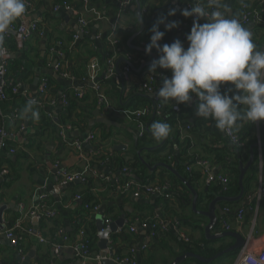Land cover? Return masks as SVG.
<instances>
[{
  "label": "crops",
  "instance_id": "crops-1",
  "mask_svg": "<svg viewBox=\"0 0 264 264\" xmlns=\"http://www.w3.org/2000/svg\"><path fill=\"white\" fill-rule=\"evenodd\" d=\"M32 1L36 6L31 12V17L33 20L42 23L46 32L40 35L35 34L23 44L17 43L18 48L14 51L9 50L11 52V58H17L23 62L21 76L13 77L15 73H9V83L11 85L19 86V91L17 93L21 92L24 99L29 98L33 100L47 93L40 94L39 85L38 87L34 85V79L37 76H39L41 80V78L47 74L56 78L63 89L75 86L82 90H88L93 87L90 79L84 78L78 80L70 75L72 68L78 66V64L82 62V58L76 53H73L72 58L68 60L66 51L59 45V39L63 40L65 44H70V38H73V36L80 31V25L78 22L80 17H85L89 20L90 25H88L86 32L82 35L83 37L80 36L75 45L78 44V47L82 44V40H86V42H90L92 47L102 54L110 49L111 52L116 54L117 58L125 59L126 61H124L130 68L124 72V84L126 90L129 91V89L133 88L135 85L139 86L143 79V75L149 67L141 66L143 63L151 60L152 57L149 55L139 59L131 55H126L128 53L127 49L131 48L127 44V41L131 36L126 42H122V30L135 34L140 28V24L136 18L137 8L134 6L136 2L135 0L130 1V3L126 4L123 8L120 7L119 0H70L74 9L65 10L61 8L57 11L53 10L55 0ZM188 1L189 0H140L141 5L144 4L146 9L151 10L154 8L158 13H164L166 11L167 14L171 9L177 10L179 4H181L179 9H181V11L184 10L185 4ZM241 1L242 0H236L232 2V0H225L230 6L232 16L237 19H239L243 13V7L239 6V2L241 3ZM248 1L253 2V0ZM167 6L168 8L166 10ZM262 6L264 7V2H262ZM126 8L129 9L125 10ZM175 15L162 17H167L166 22H170L174 20ZM113 29H115L114 36L119 41L116 45H112L108 41V36L113 32ZM176 35L180 36L181 34L178 33ZM142 43L147 42L142 41L141 44ZM84 44L86 43L84 42ZM47 54L49 56L48 64L45 63ZM131 59L134 60L131 61ZM56 60L57 63H61L62 61H65V63L57 69L54 66ZM55 75L61 77V80ZM167 77L170 78L171 74ZM162 82L163 79L158 80L156 92L161 87ZM10 92L11 91H9V93ZM11 93L17 94L13 92ZM91 94L94 96L92 91ZM193 101L194 97L189 103L191 104ZM89 102L91 103V100ZM50 104L54 109V113L57 114L61 112L67 104L66 96L63 93L62 98L58 101L53 100ZM18 106V101L16 102L15 100H12V98H8L5 102L3 101L1 103L3 115H0V126H5L8 130L14 133V137L10 141L14 143L13 147L17 152L20 147L24 146V144L32 141L33 134L36 132V127H34L33 124H30L31 114L23 120L24 130L17 127L16 122L13 121L11 116L12 112L14 113V111L16 112V110H18ZM98 108H100V116L110 119L115 124H104L105 126L103 125L96 128L95 126L99 123H95L91 126L93 122H96V118L99 117V115L94 113ZM19 112L21 113L20 109ZM262 121V127H256L258 136L257 143H264V120ZM94 129L95 133H93ZM138 132H140L138 127H134L130 117L121 112H114L111 116H108L106 112H102V108L99 105H95L92 114L87 117V125L81 124L80 128L65 133L71 140L74 138L85 140L88 135L93 134V140L88 141V144L86 145V154L90 155V159L96 156L98 152L102 154L106 152L110 153L103 161H97L98 165L95 166V173L97 175L95 173L93 175L109 176L114 182V180H119L118 178L121 174L129 175L131 178L133 175L136 176L135 173L128 172V174H126V171L123 169L120 171L114 170V164L110 157L113 156L114 158H117L118 156L126 155L127 151L135 146L137 141L134 140V136H137ZM102 133H105L107 137H109L107 139L103 138ZM41 144L42 150L27 151V158H20L17 152L15 154L6 152L7 156L12 159L13 163L5 162L4 166L8 169L9 173L3 175L1 172L0 174V264H84L81 250L77 246L81 241V236L79 233H76L79 224L78 220H76V213L85 207L84 197L80 200L76 197H72V193L76 189L75 185L79 186L77 190L80 192L90 188L89 191L98 199L101 208L98 212H93L97 227H99L100 224H104L105 226L106 219L116 222L117 219L125 216L124 226L122 228L117 226L110 235L108 249L113 250L115 254L113 256L109 254L108 258H111L114 261L117 258L116 254L118 250L127 254L133 247L137 250L136 254L140 259L143 246L153 245L156 240L151 237V227H143L136 223V232H131L129 230V225L135 218L145 217L146 214H150L151 212H154V214L160 219L162 218L165 220L167 217L166 226H168V230L179 239L181 237L178 231L187 236L189 235L190 238L206 239L204 226L208 223V219L204 216L198 215L193 210V198L191 197L189 187L179 178L184 183L185 186H183L182 182L177 179L178 177L174 173L173 174L177 178H171L170 173L172 172H169L166 168L159 166L156 167L154 171H150L146 168L147 178L145 180L152 178V183L162 182L168 179L169 181H172V187L170 189L171 198L167 200L170 201L172 210L177 212V215H174V217H170V215L167 214L165 200L158 199V195H143L140 198H133L130 194H120V191L119 193H115L107 189L99 179H94L93 182L90 181V183H87L86 185L80 182L59 189V186L62 185L57 179L60 173L63 170L74 172L80 170L79 168L86 170V161L80 159L77 151L71 146H64L61 144L58 137L55 138L54 136H50L49 138H43ZM119 144H124L128 148L124 150L114 149V145ZM173 145L174 148L177 149L178 143L174 142ZM194 146L192 147L190 154L198 153L200 156L204 155L203 148L197 146V144ZM217 147L228 149L230 153V162L233 158L236 159V162L239 160V164L240 161L246 163L249 160L250 151L248 155H241V159L237 158L238 153H240L238 151L240 147L233 144L228 138H226L225 143H221ZM144 154L145 153L143 152V156L141 157L144 158ZM254 154L255 161L246 174L247 176L255 174L253 177H249L251 180L248 182L251 191H254V193L246 196L244 195V198L241 199L242 201L236 203V209L244 208L245 210L241 221L243 220V222H245V219L251 216L250 221L245 227H243L242 224L238 223V220H235L233 226L236 229L234 231L239 232L245 238H249V236L251 237L250 244L254 246V251L258 254L264 248V146L258 144L254 148ZM167 160L171 161L172 159L167 158ZM145 161L150 163L148 160ZM174 163H178L179 165L183 164L180 160L179 162L174 161ZM187 164L188 162L184 164V167L186 168H184V170L182 168V170L189 174L190 171L187 169ZM151 166L153 167L154 164H151ZM204 168L205 171L196 165L192 168L193 174L199 175L201 177L200 179L194 180L193 178L192 180L185 176L190 185L199 195L208 194L210 187V183H208L207 180L208 174L228 173L225 166L220 162H217L214 158L209 159ZM133 178L135 179V177ZM216 184L220 183L214 182L212 185ZM261 189H263V192L260 194ZM41 197H44L53 208L55 207L54 209L57 208L56 210L59 211L60 221L64 225L65 233L69 237L68 242L63 240L66 246L57 254L54 252L55 244L51 242L56 223L53 222V220L48 219L38 224L39 221H36L27 215V211L32 207L34 202ZM66 198L67 201L64 202L63 200ZM136 203L141 204L142 208H137ZM145 204H150L153 208H145ZM226 206H229V204L225 206L222 204L223 210ZM110 208H118L120 211L119 215L116 217L115 214L112 213L109 215L104 214L106 210ZM196 208H199L198 202ZM105 215L109 217H106ZM221 216L222 214L218 213V219L221 218ZM18 223H20V228H18L16 232L20 239L19 244L14 246L10 239L7 238L6 231L11 229L12 226H16ZM180 224H182V226H180ZM36 227L37 229L40 228V232L45 238L43 242L40 241L35 234H30L28 232L29 228L37 230ZM123 228H126V231L122 232ZM222 228L224 227L222 226ZM220 231L227 230L224 228ZM220 231L213 228L212 233ZM56 236H59L62 242V236L59 231L56 233ZM128 236L130 237L129 239ZM167 238L168 237L163 238L165 239V242L171 241ZM232 239V241L235 242L233 237ZM169 244L171 246H176L172 241ZM154 253L160 256L157 264H167L172 262L176 256H179L178 249H175L173 252H169L166 249H160V251H155ZM160 258H162V260ZM89 262L95 264L94 261ZM230 263L231 261L226 262L225 264Z\"/></svg>",
  "mask_w": 264,
  "mask_h": 264
},
{
  "label": "trees",
  "instance_id": "trees-1",
  "mask_svg": "<svg viewBox=\"0 0 264 264\" xmlns=\"http://www.w3.org/2000/svg\"><path fill=\"white\" fill-rule=\"evenodd\" d=\"M32 2L31 10L33 11L35 8V4L32 0H29ZM120 2L122 0H119ZM132 1V0H131ZM236 0H232L234 2ZM239 1V0H238ZM119 2V3H120ZM203 4L208 8V0H202ZM62 4H69L71 5L70 0H55L54 5H62ZM179 4V3H178ZM181 4L178 5V9L176 11V15L174 16V20L179 22V26L177 28H173L171 30H166L165 26L163 24L159 25V30L164 31L165 35L159 41L161 45L164 43L171 44L175 40L179 39L185 46V48L188 46V42L185 39H182L181 35L182 33L187 35L190 33L191 27L193 22L190 21V17H184L181 15V9H179ZM239 6L243 7V13L242 16L239 18L242 19V17L247 13V11H250V22L248 23H242L245 27L249 28L252 32V38L253 42L257 45L258 48L264 49V7L262 6V3L259 2V0H253V2H249L248 0H242L241 3L239 2ZM123 8L124 6H120ZM142 7V18L145 24V28L143 33L136 39L133 40V44L136 46L143 47L141 42L145 41L148 44L150 43V37L153 34L150 29L152 28L153 24H155L158 21V18H161L162 16H167V12H156L154 8L146 9L144 7V4L141 5ZM168 6L166 7L167 10ZM129 8H126L127 10ZM185 9L186 4H185ZM18 20V19H17ZM187 22L188 24H184ZM201 23L205 22L204 20L200 21ZM39 27L41 30L46 32L44 30V27L42 23H39ZM179 27H181V30H178ZM118 30V29H117ZM116 30V34H117ZM123 31V32H122ZM123 33V39L122 42H126L130 36H132V32H128L125 30H122ZM180 33V36H177L176 34ZM62 43L63 49L66 51L68 60L72 58L73 53H76L78 56L82 58V62L78 64V66L73 67L70 71V75L75 77L76 79H84L88 78L89 75V65L90 62L94 59H97L100 65L98 76L96 77V82L101 85L102 93L104 94L106 101L109 105H113L119 110L122 111H135L142 108H146L148 110V113L143 116L136 117L135 115L132 116V124L134 127H140V124L144 125V131L139 134L138 132V139L135 143V146L127 151L126 155L118 156L117 158H114L113 156L110 157L112 163L114 164V170L120 171L121 169L126 171V174L129 173H135L136 176L139 179L145 180L147 178L146 175V165L142 162L141 156H143V152L145 153L144 159L150 161V163L153 165L164 162L170 165H173L177 168L179 173H181L183 176H186L187 178H191L193 180L200 179L201 177L199 175H195L192 172V168L196 165L199 166L202 170L205 171L204 166L200 165L198 162L200 160L208 162L209 159H215L217 162H220L222 165L225 166L228 173H225L229 176V181L227 185L224 184H216L212 185L213 183H210V187L208 190V194L211 197H214L215 195H222V196H229V197H235L240 194V185H239V160L236 162L233 158L231 162L229 161L230 153L228 149L223 147H217L221 143L226 142V138L229 139V136L225 132H221L215 128L214 121L211 120H205L203 118L195 116V110L197 107V104L199 103L198 99L193 95L194 101L190 104L182 103L180 104L179 110H174V105L176 104L173 102L165 103L161 99L156 98L155 95L148 93L146 90L140 88V86H134L133 88L129 89V91L125 88V77L124 72L125 70H129L128 64L124 60H120L119 58H115V71L112 75L109 76L108 74V60L112 56H116L114 52H111L110 49L106 50L104 54L99 52L98 50L94 49L90 42H86V40H82V44L77 47L78 44L72 45V42L74 41L71 37L70 44H65L63 40L59 39ZM84 42L86 44H84ZM0 47H6L7 50H16L18 48L17 43L12 39H6L4 42L0 43ZM52 47V46H51ZM50 47V48H51ZM72 48V49H70ZM146 48V47H143ZM72 50V51H70ZM74 51V52H73ZM126 55L134 56L135 58H143L144 56H149V54H146L144 51H139L133 48L127 49ZM153 53L157 54L159 57V54L157 53L156 49L153 48ZM121 57V56H120ZM49 56L47 54L45 63L48 64L49 62ZM158 59V58H157ZM134 59H131L133 61ZM60 65H63L65 61H62L61 63L58 62ZM23 65V62L17 58H11L9 65H8V74L6 76L7 81L9 82L10 77L9 73L14 72L15 75L13 77H19L21 76V67ZM148 67V66H147ZM157 71L160 72L164 77H167L171 74L170 70H164L157 68ZM144 76V75H143ZM45 77L48 79L47 81V93L43 96H39L35 100V104L33 105L34 109L39 112V120H34L32 117L30 119V124H33L34 127H36V132L33 134V139L27 144H24V146L20 147L18 149V156L20 158H27L28 153L27 151H36V150H42V142L43 138H49L50 136H54L55 138L58 137L59 142L63 144L64 146L68 145L67 141L63 140L62 131H65L68 133L70 131H73L76 128H80L81 124L87 125V117H89L92 114V111L94 109L95 105H98V95L95 91L94 86L91 89L83 90V96H79V90L80 88H77L75 86L62 88L59 81L54 78L52 75L47 74ZM10 90H8V98H12V100H15L16 102H19V108L12 112V119L14 122H16L17 127L20 129L23 126V120L24 118H21L20 111L24 108V106L31 100L29 98L24 99L22 93L12 94L9 93ZM94 93V96L91 94ZM223 91V87H222ZM61 93V94H60ZM64 95L66 96L67 104L64 106V109L59 113H54V109L51 107V101H58L60 98H62ZM91 100V103L89 102ZM5 102V101H4ZM159 104H161V114H157V111L159 109ZM94 105V106H91ZM104 108V106H103ZM102 108V112H104ZM115 111L108 110L106 111V114L108 116H111L112 113ZM160 121L169 124L170 126V133L168 137L160 142H157L151 135L150 132V125L153 122ZM104 124H97L95 127H101ZM257 125L261 128L263 125V121H259L257 124L256 122H248V121H242L238 122V126L235 128L234 132L237 135L239 141L243 144L238 151L240 155H248L250 149L258 142V136H257ZM105 126V125H104ZM94 127V128H95ZM95 129L93 130V133ZM103 138H108L105 133H102ZM104 139V140H106ZM63 143H62V142ZM174 142L178 143L177 149L174 148ZM197 144V146L203 148L204 155L200 156L198 153L190 154L192 147ZM10 147L14 146V143L12 141L9 142ZM195 147V146H194ZM225 147V146H224ZM153 148V149H150ZM255 148V147H254ZM142 150L141 155H139L138 151ZM7 151L3 152L2 159L3 162L0 164V174L4 169H7L4 164L6 163H13L12 159H10L7 154ZM8 153V152H7ZM110 153L106 152L104 154L98 152L96 156L92 157V159H89V161H86L87 168H86V181L81 182L82 184L86 185L89 184L90 181L93 182L94 179H99L104 186H106L107 189L120 194H130L129 191L124 190L123 188H119V185L122 184L127 179H131L129 175H120L117 181H111V180H105L107 176H96L93 175L95 171V166L98 165V160L103 161L105 157H108ZM242 157V156H241ZM167 158L172 159L167 160ZM239 159V158H238ZM183 162L182 165H179L178 163H174V161ZM188 162L187 169L190 167L189 174L184 172V164ZM149 163V164H150ZM150 164V165H151ZM186 166V165H185ZM183 168V170H182ZM80 170L76 171H85L82 168H79ZM170 172V171H169ZM255 174H252L250 176H245L244 178V195H250L254 193V191H251L249 187V180L253 177ZM171 178L176 179L177 177L170 173ZM185 177V178H186ZM150 179V182L152 178ZM180 182H182L179 178H177ZM169 181V179H168ZM152 183V182H151ZM162 183V182H159ZM170 184H172V181H169ZM183 186L184 183L182 182ZM76 189L72 193V197H76L77 195H80L82 198L84 197V205L89 204L90 206H94L96 204H99L98 199L92 194V192L89 191V189L83 190V192H80L77 190L79 187L78 185H75ZM243 195V198H244ZM242 198V199H243ZM158 199H164V198H158ZM170 199V198H167ZM166 198L165 205L167 214L170 215V217H174V215H177V212L175 210H172L171 203ZM64 202L67 201V198L63 200ZM242 201V200H240ZM240 201L238 203H240ZM93 202V203H92ZM45 203L47 206H51L47 200H45ZM202 202H198V209H205L202 204ZM236 203L237 202H226L224 204H229V208L232 209L231 212L225 213L224 215L219 218L218 223L214 227L215 230H222L223 222H225L229 227L230 231L236 230L233 224L236 220V212L239 208L236 209ZM137 208H142V205L139 203H136ZM202 206V208H201ZM53 207V206H51ZM55 208V207H54ZM145 208H153L150 204H145ZM57 209V208H56ZM59 212V211H58ZM115 214L117 217L120 213L118 208H110L107 209L104 214ZM77 219L78 229L77 234L80 229L85 231V235L83 240L88 244V252L92 255H96L100 253L99 248L97 247V242L99 240V229L95 224V216L92 212V207L90 208H82L80 211H77ZM105 215V216H106ZM109 217V216H106ZM166 217V216H165ZM250 217H247L245 219V222H243L242 226L245 227L247 223L250 221ZM105 218V217H104ZM139 219L147 220L149 223L156 224V228L154 229L155 236L153 237L154 243L153 245L147 246L142 248L141 251V257L140 259L137 257V250L135 248H131L128 253H122L121 250H118L116 256L119 259H122L124 257H129L131 260L135 261V264H157L158 258L160 257L158 254L154 253L155 251H160V249H166L169 252L175 251V249H178L179 255L183 254L185 252H194L201 256H204L205 258H211L218 254L221 251H225L228 247H230L234 242L232 241V237L226 236L219 239H216L215 241L208 240V239H194L190 238L189 235L187 236L189 238L188 241H185L184 239H179L177 236H175L173 233H170L168 230V226H164L162 224H157L159 222L160 218H158L154 212H151L150 214H146L145 217H138ZM51 219L53 222L56 223L55 230L53 232V238L51 240L54 244L61 243V239L59 236H56V233L60 230H64V225L60 221L59 213L55 218H47L42 217L40 218L39 223H42L45 220ZM167 219V217H166ZM170 219V218H169ZM192 225V223H191ZM182 226V224H180ZM224 227V226H223ZM34 229V228H33ZM37 229V227H36ZM37 231H41L40 228L37 229ZM126 231V228L122 229V232ZM41 233V232H40ZM115 235V234H114ZM62 236V234H61ZM164 237H168L167 239L171 240L174 245L171 246L169 242H165ZM130 237L128 236V239ZM116 240V239H115ZM159 241V242H158ZM165 242V243H164ZM52 246V245H51ZM133 250V252H132ZM239 249H234L230 251H226L223 255L217 257L213 262L211 263H203L198 261L194 258H189L186 261L182 262L181 264H225L226 262H230V264L233 263ZM162 260V258H160ZM87 264H93L92 262H88Z\"/></svg>",
  "mask_w": 264,
  "mask_h": 264
},
{
  "label": "clouds",
  "instance_id": "clouds-1",
  "mask_svg": "<svg viewBox=\"0 0 264 264\" xmlns=\"http://www.w3.org/2000/svg\"><path fill=\"white\" fill-rule=\"evenodd\" d=\"M208 5L206 8L193 4L191 9L181 11L184 17H193L186 48L179 39L171 44L159 43L165 35L159 30L160 24L166 30L179 26L178 21L166 22L167 17H161L150 29L153 34L145 51L151 54L155 48L159 54L150 64V72L155 73L158 67L171 71V77H164L156 92L159 99L182 104L195 95L199 101L195 116L214 121L217 130L231 134L238 122L264 120V49L253 42L250 29L232 16L225 0H208ZM25 11V0H0V43ZM176 11L171 9L167 15H175ZM136 18L143 23L139 13ZM34 104L30 100L24 106L21 118L31 114L39 120ZM170 130L164 122L150 125L157 142L166 139ZM232 143L238 144L239 139L234 138Z\"/></svg>",
  "mask_w": 264,
  "mask_h": 264
},
{
  "label": "built area",
  "instance_id": "built-area-1",
  "mask_svg": "<svg viewBox=\"0 0 264 264\" xmlns=\"http://www.w3.org/2000/svg\"><path fill=\"white\" fill-rule=\"evenodd\" d=\"M130 1L131 0H122L120 2V5L125 6L126 4H129ZM259 2L262 3V2H264V0H259ZM25 3H26L25 14L22 17L18 18V20H16L10 26L9 31L5 34L2 42H4L6 39L12 38L16 43L23 44L24 42H26L28 39H30L35 34H38V35L44 34V31L40 29L38 22L33 20L31 17L32 2L29 0H25ZM193 4L206 7L203 4L202 0H189L186 3V8L191 9ZM61 8L65 9V10L74 9L72 7V5H69V4H62V5H54L53 6V10H55V11H57ZM250 14H251V12L247 11V13L242 17V19H240V22L241 23L250 22V20H251ZM190 19H191L190 21L193 22V17H190ZM78 22L80 25V31L74 35V41L72 42V45H75V43L79 39L80 35H83L86 32L88 25H90V21L87 20L85 17H80L78 19ZM184 24H188V23L185 22ZM178 30H181V27H179ZM114 32H115V29H113V32L108 36V41L112 45H116L119 42L118 39L115 38ZM186 36L187 35L182 33L181 37H182V39L186 40ZM59 45H62V43L59 42ZM147 45H148V43H142L143 47H146ZM115 58H116V56L114 55L111 58H109V60H108V65H109L108 74H109V76L112 75L115 71V68H116L115 67ZM129 58H131V57H129ZM10 59H11V52L9 50H7L6 47H0V115H3L2 109H1V103L8 99V90H10L13 93H17L19 91L18 85H11L6 79V76L8 74V65H9ZM55 67L57 69H59L61 67V65L59 63H56ZM99 68H100V65H99L98 60L97 59L92 60L90 62V65H89L88 79H90V81L92 82V84L95 88V91L98 95V105L101 108H103V106H104V108H103L104 112H106L108 110H112L115 112H121L130 118H132L133 115L138 117V116H143V115L148 113V110L146 108H142V109L135 110V111H128V110L122 111V110L117 109L113 105H109L106 101L104 94L102 93L101 85L96 82V77L98 76ZM162 76L163 75L160 72H158L157 70L155 73L150 72L149 67H148V69H147L146 73L144 74L143 79L140 82L139 86H140V88L146 90L148 93L156 96L157 83H158V80L162 79ZM47 81H48V79L45 76H43L41 78L40 84H39L40 94H44L47 92ZM83 93H84V91L82 89H80L78 95L83 96ZM156 98H157V96H156ZM33 100L35 101L36 99H33ZM158 107H159V109L157 111V114H161V104H159ZM173 108H174V110H179L180 104H175ZM256 123L258 124L259 121H257ZM24 129H25L24 126L21 127V130H24ZM139 131H140L139 134H141L144 131V125L143 124H140ZM226 134L229 136V139L231 142L234 138H238L234 131H232L231 134H229V133H226ZM62 136H63V140L67 141L68 145L77 151V154L80 156V159L87 161V162L89 161L90 155L86 154V145L88 144V141L93 140V138H94L93 134L88 135V137L85 140L79 139V138H74L73 140H71L70 137H67L65 131H62ZM13 137H14V133L12 131L8 130L5 126H0V164H2V162H3L2 155H3L4 151H7L10 154H15L17 152V150L14 147H10V145H9V141ZM236 145L238 147L243 146V144L240 141ZM198 163L204 167L207 164L206 161H202V160H200ZM190 169L191 168L189 167L188 170H190ZM7 173H9L8 169H4L2 171L3 175H7ZM94 173H95V171H94ZM57 179L60 182V184H62V185L71 184L77 180H79L80 182H85L86 181V170L85 171H74V172L69 171V170L68 171L63 170L60 173V175L57 177ZM105 180H107V181L111 180L112 181V179L109 176H107L105 178ZM207 180H208V183L217 182L220 184L227 185V183L229 181V176L227 174H223V173L222 174H208ZM171 187H172V184H170L168 180H166V181L164 180V181H162V183H159V182L151 183L149 180H138L136 178L134 179L133 177L131 179H127L126 181H124L122 184L119 185V188H123L124 190L129 191L130 195L133 198H140L143 195H158L159 198H164V199L165 198L166 199L171 198V193H170ZM262 192H263V189H261L260 194ZM76 198L78 200L82 199V197L80 195H77ZM84 206H85V208L92 207V212H94V213L98 212L101 208L100 204H96L94 206H90L89 204H85ZM223 211L225 213H229L232 211V209L226 206ZM244 212H245L244 208H239L238 211L236 212V221L238 220L239 224H243V220L241 221V219L243 217ZM57 214H58V211L56 209H54L51 206H47V204L45 203L44 197H41L39 200H36L34 202V204L32 205V207L27 211V215L30 216L31 218L35 219L36 221H39L40 218H42V217L55 218L57 216ZM105 223H106L105 228H110V225L113 222L110 219H106ZM136 223L140 224L143 227H151V229H152L151 237L155 236L154 229L156 228V224L149 223V222H147V220L139 219L137 217L129 225V230L131 232H136V226H135ZM157 224H162V225L166 226L167 225V219L165 218V220H164L161 218L159 220V222H157ZM222 224L227 231H230V227L225 222H223ZM18 228H20V223H18L16 226H12L11 229L6 231L7 238L10 239L12 245H14V246H17L19 244L20 237H19L18 233L16 232ZM28 232L30 234H35L39 238V240L42 242L45 240L43 235L39 231H37L33 228H29ZM59 233L62 234V242L54 245L55 254L59 253L62 250V248H64L66 246V244H64L63 240L65 242L69 241V237L65 233V230L60 229ZM78 233L81 236V241L77 246L81 250V254H82L84 264H87L89 261H94L95 264H102L103 258L101 257L100 253L92 256V254H90V252H88L87 241L85 242L83 240L84 235H85V231L80 229ZM178 233L180 234V237L182 239H184L185 241L189 240V238L187 237L186 234L179 232V231H178ZM250 239H251L250 236H249V238H246V243L243 245V247L240 248V250L238 251V253H237L232 264H264V248L261 252L256 254L254 251V246L252 244H250ZM109 241H110V238H109ZM144 247H147V245H144L143 248ZM132 252H133V250H132ZM115 263L116 264H135V261L131 260L129 257H124L122 259L116 258Z\"/></svg>",
  "mask_w": 264,
  "mask_h": 264
},
{
  "label": "water",
  "instance_id": "water-1",
  "mask_svg": "<svg viewBox=\"0 0 264 264\" xmlns=\"http://www.w3.org/2000/svg\"><path fill=\"white\" fill-rule=\"evenodd\" d=\"M135 1L136 2H135L134 6L137 8V14L139 13L142 16L141 2H140V0H135ZM139 24H140L139 30L131 36V38L127 41V44L133 49L146 52L145 51L146 48L136 46L132 43V41L137 36L141 35L144 31V28H145L144 21L142 24L141 23H139ZM80 36L83 37L82 35H80ZM149 55L152 57L151 60L143 63L141 67L149 66L152 63L153 59L158 58V55L153 53V52H151V54H149ZM120 60H125V59L120 58ZM56 63H57V60L54 62V66L56 65ZM55 76L61 80V77H58V75H55ZM39 83H40V77L37 76L34 79V85L36 87H38ZM94 113L96 115H99V117L96 118V122H93L91 126H93L95 123H101V124H106V125L115 124L110 119L103 117V116H100V108L95 110ZM225 135H226V133H225ZM137 138H138L137 136H134L135 141H137ZM258 144L261 146H264L263 142L256 143L250 149V157H249L248 162L244 163L243 161H240V164H239V169H240L239 185H240L241 190H240V194L238 196H235V197L222 196V195L211 197V196H209V194L199 195L198 192L190 185L187 178H185V176L180 174L178 172V170L175 167H173L172 165L161 162V163H158L152 167L149 163H147L145 161V159L143 157H141L142 162L146 165L148 170L154 171L156 169V167H159V166L164 167L167 170H169L170 172L174 173L178 178H180L189 187V189L191 191V197L193 198V203H192L193 210L198 215L204 216L205 218L208 219V223L204 226L206 239L216 240V239L226 237V236L233 237L235 239V242L230 247H228L225 251H221L211 258H205L204 256H201V255L194 253V252H185L183 254H180L179 256H176V258L172 262H169L167 264H180L188 258H194V259H197L198 261L203 262V263H211L217 257L223 255L226 251L239 249V248L243 247V245L246 243V238L242 234H240L239 232H237V231H220V232L212 233V231H213V228L216 226V224L219 221L218 213H220L222 215L225 214V212L223 211L222 204H225L226 202H239L243 198V195H244V178H245L246 174L248 173L251 165L255 161L254 147H256ZM127 148L128 147L124 144L114 145V149H118V150H124ZM150 149H153V148H150ZM141 152H142V150L138 151L139 155H141ZM237 158L241 159L242 157L240 154H238ZM133 177L138 178L135 175H133ZM78 183H80L79 180L75 181V183H72V184L61 185V186H59V189H63V188H66L68 186H71L73 184H78ZM199 201L202 202L201 204H203V207L205 209L196 208L197 202H199ZM124 217L125 216L120 217L119 219L116 220V222H113L110 225V228H105L104 224H102V225L100 224L98 227V229H99L98 248L100 249L101 257L103 258V264H116L113 259L108 258L109 254H111L112 256L115 254V252L113 250L108 249L109 238H110L112 231H114V229L117 226L120 228H122L124 226V223H125Z\"/></svg>",
  "mask_w": 264,
  "mask_h": 264
}]
</instances>
